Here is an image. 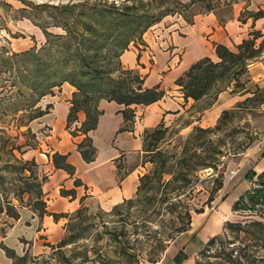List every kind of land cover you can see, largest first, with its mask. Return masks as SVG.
<instances>
[{
    "label": "rangeland",
    "instance_id": "rangeland-1",
    "mask_svg": "<svg viewBox=\"0 0 264 264\" xmlns=\"http://www.w3.org/2000/svg\"><path fill=\"white\" fill-rule=\"evenodd\" d=\"M85 1L95 0H18L16 7L12 4L2 5L0 125L14 137L18 135L17 142L25 143L28 140L29 150L27 154L22 155L24 158H32V155L34 158L44 157L40 155V151L44 153L49 147L43 141L42 130L45 129H38L39 126L33 124L36 119L30 123L32 131L28 135L24 136L20 132L27 128H18L15 112L18 107L16 102L22 95L18 93L14 74L5 60H9L13 52L41 47L47 40L42 25H46L48 30L54 33L65 32L63 28L52 25L55 17L61 12V6ZM108 1L116 5L137 2L145 11L157 15L166 14L144 33L143 40L132 42L128 49L138 43L146 45L145 38H148L147 33L150 30L161 37V30L163 32L175 22L179 23V19L192 23L196 15L213 12L221 21H227L235 12L241 11L239 19L243 20L260 8L264 9V0ZM78 7L81 9L83 6ZM261 41H264L263 35L258 39V43ZM228 82L230 81L215 85L177 123L164 124L161 130L167 129L162 137H158L160 134H152L154 129L148 131L150 135L145 146L152 150H148L145 155L142 168L144 180L139 179V184L143 185L140 190L137 188L132 197L133 201L125 200L118 206L109 208L93 202L83 205L70 215L66 214L61 239L55 243L44 241V253L35 254L29 249V241L21 239V242L29 245L23 253H28V259L23 264H153L152 258L158 259V264L174 263L175 251L179 248L176 240L181 237L189 238L183 235L185 231L174 232L186 222V208L177 204L172 208L173 211L170 208L162 209L168 202H161V199L166 191L173 189L166 187L165 183L181 169L190 178L186 187L182 188L185 192L182 196L184 205L191 208V227L193 224L197 225L201 217L213 216L208 225L209 239L197 248V251L191 253L192 257L183 253V258H192L183 264H264V211L235 208L236 200L253 185L252 182L244 180L240 168H243L249 150L261 141L264 142V103L260 100L263 93L258 88L259 85L264 89V77L254 78L249 71V74L241 79V82H246L247 91L241 87L237 88L235 82H231L230 87H227ZM219 86H226L229 94L236 97L233 105L226 108L229 114H226L220 123L219 119L225 109L217 119L215 114L210 113L203 125L193 124L187 128L188 124L207 112V107L213 105ZM44 97L38 104L46 108ZM248 97L253 99H247ZM198 127L212 130L202 132ZM217 149L221 152L216 170L200 165L203 159L213 158V155L216 157L214 151ZM8 159L10 157L7 154L0 152V165H4ZM246 167L251 166L248 164ZM10 176L15 177L11 174ZM220 182H223L222 188L217 187ZM181 184L182 182H175L171 186ZM212 192L214 198L210 200ZM234 196L236 199L230 207H225L223 202ZM14 202L19 203L17 200ZM23 204L20 211L33 210L28 194H24ZM196 209L203 211L197 212ZM14 223L12 218L1 217L0 235L6 233L7 236ZM117 235L118 238L115 237ZM172 236L175 239H172ZM213 237L214 240L210 242ZM9 242L13 240L9 239Z\"/></svg>",
    "mask_w": 264,
    "mask_h": 264
},
{
    "label": "trees",
    "instance_id": "trees-1",
    "mask_svg": "<svg viewBox=\"0 0 264 264\" xmlns=\"http://www.w3.org/2000/svg\"><path fill=\"white\" fill-rule=\"evenodd\" d=\"M80 5L83 6L81 9L78 7ZM211 8L212 5L209 9ZM165 15L145 11L137 2L116 5L108 0H95L61 6V12L55 17L52 25L63 28L65 32L54 33L49 31L46 25H42L47 40L41 47L35 46L25 51L13 52L9 60H5L14 74V84L18 86V93L22 95L16 102L18 107L15 112L18 128L20 130L23 126L27 128L20 132L24 136L28 135L32 131L30 123L49 112L51 104H48L46 108L38 104L42 97L54 94L56 88H61L65 82H69L76 89L71 99L72 106L67 126L74 135L78 134V131L87 134L83 141L78 143V149L86 161L93 160L97 154V148L88 133L97 128L99 117L103 113V110L99 108L102 99L124 104L126 108L121 111L125 120H129L134 116L131 105H148L167 94L160 85L144 86L145 76L137 68L124 67L120 58L132 42L143 40L144 33L152 25L161 21ZM251 16L255 20L264 17V9L260 8ZM262 35L259 30L250 32L249 37L236 45L235 50L219 43L216 45L219 60L215 61L210 56H205L192 64L177 80L185 98L199 100L206 96L215 85L226 81H230L226 84L227 87H230L231 82H235L237 88L241 87L247 91L246 82H241V79L249 74L250 63L263 55L264 41L258 43ZM115 58L118 60L114 61ZM226 86H219L216 99L218 93L227 89ZM258 88L263 93L260 100L264 103V89L259 85ZM247 99H253V97ZM81 110L86 113V119L81 126L72 129ZM226 114H229L227 109L223 111L219 119L220 123ZM163 126L164 124H161L156 127L152 134H160L158 137H162L167 129L164 128L162 131ZM125 129L126 127H123L121 131ZM198 129L202 132L212 130V128L202 127ZM149 135L147 131L145 139ZM18 137L3 130L0 125V152L10 157L4 165H0V218L20 219V207L24 205V194L29 195L33 211L43 218L48 213L47 202L44 199V184L49 175L42 170L36 158L22 156L27 154L29 143L28 140L25 143L17 142ZM220 152L219 149L215 150L216 157L213 155V158L203 159L200 165L207 168L213 167L216 170L220 161L218 157ZM52 161L56 169L63 168L70 174L75 173V166L68 161V154L56 151L52 154ZM185 162L187 163L188 159ZM10 174L15 177H11ZM246 178L252 182V188L247 189L236 200L235 208L264 211V172L257 174L249 170ZM140 179L144 180V176ZM189 180L187 173L181 169L165 183L166 187L173 189L166 191L161 199V202H168L166 207L162 206V209L170 208L173 211L172 208L177 204L186 208L187 220L174 232L187 231L192 224L191 208L184 205L182 196L185 193L182 188L186 187ZM80 182L76 180L77 184ZM175 182H182V184L172 187L171 185ZM142 185L143 183L139 184V190ZM222 186L223 182H220L217 187L222 188ZM62 192L70 194L74 190ZM213 198L212 192L210 200ZM14 200L19 203H15ZM126 200L133 201V198ZM196 211L202 212L203 209H196ZM54 216L59 218L66 214L54 213ZM2 236L5 237L6 233ZM115 237L118 238L119 235ZM173 237L172 239H175ZM214 238H211L210 242ZM1 246L13 259L12 264H23L28 259V253L20 255L4 241L1 242ZM178 256L175 257V261L183 264V260ZM151 261L155 263L158 259L152 258Z\"/></svg>",
    "mask_w": 264,
    "mask_h": 264
},
{
    "label": "crops",
    "instance_id": "crops-1",
    "mask_svg": "<svg viewBox=\"0 0 264 264\" xmlns=\"http://www.w3.org/2000/svg\"><path fill=\"white\" fill-rule=\"evenodd\" d=\"M17 1L0 0V14L2 5L12 4L16 7ZM240 13L241 11L235 12L227 21H221L213 12L196 15L192 23L179 19V23L175 22L163 32L161 30V37L150 30L147 33L148 38H145L146 45L138 43L133 45V48L126 49L121 55L123 66L139 69L145 76L144 86L160 85L167 94L148 105H131L134 116L129 120H125L121 111L126 108L124 104L102 99L99 108L103 113L99 117L97 128L88 133L97 148V154L91 161H86L78 149V143L83 141L87 134L78 131V134L74 135L67 126L72 106L71 99L76 87L65 82L54 94L44 97L43 103L52 106L49 112L37 118L33 124L39 126L38 129H45L42 130L43 141L49 147L44 153L40 151V155L44 157L36 158L39 163L42 162L40 163L42 170L49 175L44 184V199L47 202L48 213L41 218L31 209L21 211L20 219L15 220L8 235L5 237L0 235V264H12L13 261L1 246L2 241L8 246H13L18 254H23L29 245H31L29 249L35 254H41L45 252L44 241L55 243L61 239L66 216L55 218L54 213L70 215L83 205L93 202L109 208L135 195L143 174L144 158L149 152L145 146L147 131L161 124L177 123L200 100L191 97L186 99L177 80L192 64L205 56H210L215 61L219 60L216 53V45L219 43L231 49L236 48V45L249 37V33L254 30L261 31L264 37V17L255 20L247 15L245 20H240ZM249 71L254 78L264 77V55L251 62ZM235 98L227 90L221 91L213 105L206 108L207 112L188 124L187 128L193 124L203 125L210 113L215 114L217 119L222 110L233 105ZM85 119L86 113L83 110L79 111L72 129L81 126ZM123 127L126 129L121 131ZM56 151L68 154V161L75 166L74 174L63 168L54 167L52 154ZM248 164L251 167L247 168ZM248 169L257 174L264 172V142L261 141L249 150L243 168H240L244 180L251 182L246 178ZM76 180H80V184H77ZM63 190L74 192L64 194ZM230 198L223 202L225 207L229 208L236 199L235 196ZM212 217L211 215L201 217L197 225L193 224L184 232L183 235L189 238L181 237L176 240L179 248L175 251L174 263L170 264H179L175 261L177 255L183 260L182 263L192 259L191 253L197 251V248L209 239L208 225ZM9 239L13 242H9ZM21 239L29 241V245L21 242ZM180 252L191 257L183 258Z\"/></svg>",
    "mask_w": 264,
    "mask_h": 264
}]
</instances>
